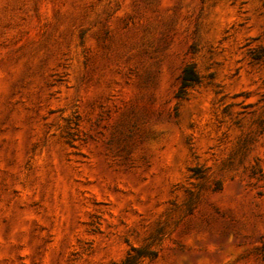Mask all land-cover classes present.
Segmentation results:
<instances>
[{"label": "rangeland", "instance_id": "obj_1", "mask_svg": "<svg viewBox=\"0 0 264 264\" xmlns=\"http://www.w3.org/2000/svg\"><path fill=\"white\" fill-rule=\"evenodd\" d=\"M263 46L264 0H0V264H264Z\"/></svg>", "mask_w": 264, "mask_h": 264}, {"label": "trees", "instance_id": "obj_2", "mask_svg": "<svg viewBox=\"0 0 264 264\" xmlns=\"http://www.w3.org/2000/svg\"><path fill=\"white\" fill-rule=\"evenodd\" d=\"M261 56H264V46L261 47L260 55L254 56V57L257 58ZM198 81H199V75L194 69L193 64L187 63L183 67L182 74H181V83H180L176 96L183 97L186 93L187 87L193 85L194 83H197ZM132 250H136V248L131 247V251ZM144 255H146L145 250H143L142 248L141 249L137 248V252L133 256L130 255V250H129L125 258L121 261V264H134L137 258L144 256Z\"/></svg>", "mask_w": 264, "mask_h": 264}]
</instances>
